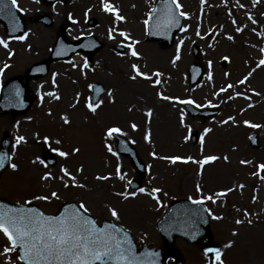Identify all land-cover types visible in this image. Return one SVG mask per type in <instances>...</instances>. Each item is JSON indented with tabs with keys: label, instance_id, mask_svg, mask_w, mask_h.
<instances>
[{
	"label": "rangeland",
	"instance_id": "obj_1",
	"mask_svg": "<svg viewBox=\"0 0 264 264\" xmlns=\"http://www.w3.org/2000/svg\"><path fill=\"white\" fill-rule=\"evenodd\" d=\"M155 2L108 0L124 17L116 21L112 13L103 11L101 0L56 4L16 0L26 20L27 36L22 41L9 37L0 24V38L8 42L7 49L0 46V68L4 69L0 73V90L6 80L21 76L29 84L27 97L32 104L26 112L0 113V140L3 132L13 136L11 165H17L2 174L0 196L15 203H36L47 213H56L64 202L78 201L98 222L113 220L128 230L139 245L154 247L162 246L157 222L172 200L212 196L215 202L204 199L203 203L209 212L214 241L222 246L224 264H264V179L260 175L263 169H258L264 164V102L256 98L264 89V65L257 67L264 58L260 51L264 48V0H204L203 4L201 0H177L180 11L187 15L183 31L177 32L169 47L146 40L145 21ZM40 15H49L53 24L29 20ZM249 15L256 23L248 19ZM91 18L96 19L95 26L88 24ZM61 27L72 41L93 34L105 45L92 56V65L81 52L69 61L50 62L45 77L28 79V68L50 57ZM238 27L240 32L236 31ZM133 41L138 53L135 57L127 47ZM247 41L251 43L248 46ZM120 44L125 46L122 52L116 50ZM177 44L180 58L173 63ZM194 45L200 51L197 60ZM157 49L168 51L164 59L153 58ZM192 62H200L205 69L203 79L194 87H190L188 77ZM4 64L9 67L4 68ZM134 64L151 79L136 76ZM157 72L159 84L155 83ZM245 76L248 79L238 83ZM93 82L105 88L94 104L98 105L95 112L87 107ZM221 88L225 91L221 92ZM141 90L155 101L146 102ZM165 96L169 99L162 98ZM183 100H192L200 108L219 107L220 112L208 119L191 117L187 104L180 103ZM169 107L174 119L166 122L161 112ZM245 121L260 127H250ZM109 128H119L118 134L135 147L145 165L142 175L127 156L117 151L114 138L107 135ZM252 132L258 133L256 148L250 144ZM194 133L199 134L195 143ZM17 136H23L24 141L16 144ZM53 149L68 155L61 157ZM46 151L55 159L53 164L47 163ZM208 156L217 159L201 168L197 162ZM165 157L191 160L173 163ZM117 166L124 179L116 175ZM62 167L75 177V184L70 177L61 179ZM45 173L52 178L42 179ZM99 176L108 179H97ZM133 179L140 180L139 188H144L145 193L129 188ZM153 188L160 189L155 198L149 195ZM134 191L135 196L128 195ZM52 192L57 196L52 197ZM220 192L225 195L217 196ZM40 196L48 199H37ZM110 209L117 211L118 218L111 216ZM237 220L241 223L237 224ZM7 245L0 234V264H23L17 259L18 252L2 254ZM176 246L184 264H215V258L203 255L198 244H188L179 237Z\"/></svg>",
	"mask_w": 264,
	"mask_h": 264
},
{
	"label": "snow or ice",
	"instance_id": "obj_2",
	"mask_svg": "<svg viewBox=\"0 0 264 264\" xmlns=\"http://www.w3.org/2000/svg\"><path fill=\"white\" fill-rule=\"evenodd\" d=\"M171 3L175 5L176 9L181 7L177 0H171ZM201 3L203 4L204 0H201ZM11 4L15 6L16 0H11ZM101 4L103 11L112 13L115 16L116 21L124 20V17L119 15L118 10L108 3V0H101ZM240 7H243V5H240ZM7 8L8 4L6 0H0V14L5 13ZM7 14L12 15L10 10ZM186 15L187 14L184 12H179L177 15V13L173 11L171 7H168L164 16L163 24L159 26L163 28L175 26L179 23V17ZM248 19L251 20L252 23H256V21L253 20L250 15ZM145 23H147V21H145ZM181 30L183 31V29ZM236 31L240 32L241 29L238 27ZM197 34L199 35V33ZM119 35L125 39H129L127 34L124 32H120ZM26 36L27 33H24V35L13 38L22 41L26 38ZM108 36L109 39L113 38L112 30H109ZM228 38L232 39V37ZM135 43L136 42L133 41L127 46L131 50V55L133 57L138 56V53L133 48V44ZM0 46H3L5 49H7L8 42L0 38ZM260 51L264 53V48H262ZM179 52L180 45L177 44V54L173 60V63H175V60L180 58ZM8 55L11 56L12 52L9 51ZM224 59L227 60L228 58L224 57ZM261 65H264V58L260 59L257 67ZM84 66L87 67V63H85ZM7 67H9V65L4 64V68ZM132 68L136 72V76H144L146 79H151V77H148L144 73L140 72L137 65H132ZM3 70V68H0V73H2ZM154 75L157 77L155 83L159 84L160 81L158 77L160 76V73L157 72ZM250 75L251 73L248 74V76ZM248 76H245L242 80L238 81V83L243 84L248 79ZM135 78L136 77H133V79ZM228 87L231 88L232 85H228ZM220 91L223 92L225 89L221 88ZM49 95L53 94L49 93ZM162 98L165 100L169 99V97L166 96ZM180 103L192 104L193 101L183 100L180 101ZM87 107L90 111L95 112L98 105L89 103ZM150 114L151 113L149 112V115ZM229 119L233 118L229 117ZM224 122L226 123L227 121ZM65 123H68L67 118H65ZM245 124H249V122L245 121ZM249 126L253 128L260 127L256 124H249ZM132 128L135 129L136 125L133 124ZM120 131L121 130L119 128H109L107 130V135L112 136L115 133H120ZM207 131H209V129H205V132ZM24 139L25 138L23 136H17L16 144H20L24 141ZM148 139L149 136L146 135L145 140ZM57 143H59V141H57ZM201 143H203V137H201ZM53 150L58 151L57 149ZM74 151H78V149H74ZM108 151H112L111 147L108 148ZM58 154L61 157H66L68 155V153L63 151H58ZM165 159L175 163L178 160L188 162V160H191V157H165ZM216 159L217 157L215 156H208L197 163H199L202 168L203 165ZM3 162L4 155L0 154V167L4 166ZM40 163L44 164V161L40 160ZM241 163L247 162L241 161ZM11 167L16 169L17 165L12 164ZM258 169H264V164L258 165ZM80 170L81 169H78V171ZM60 171L63 173V177H61V179L64 177H70L73 184H75V177L72 176L66 168L62 167ZM116 175L120 179H124V176L120 173L119 166H117ZM50 178H52L50 173H45V175L42 177V179ZM97 179L105 180L108 179V177L99 176ZM67 186L68 184L65 183V187ZM76 186L83 187V185ZM197 190H199V186L197 187ZM138 191L140 193H145L144 188H139ZM229 191L231 190L229 189ZM158 192H160L159 188H153L149 195H152L153 198H155V193ZM118 195L125 196L124 193H119ZM128 195L135 196L136 192L134 191ZM216 195L223 196L225 193L220 192ZM51 196L56 197L57 193L52 192ZM37 199L46 200L48 197L40 196L37 197ZM204 199L215 202L212 196H207L203 199L195 200L193 203L203 204ZM81 209L84 213L88 211L85 205L81 203L79 208L73 205L71 208H65V210L58 216H47L34 208L13 209L0 206V234H2L3 237L8 241V245L3 248L2 254L8 255L12 252H18L17 259L22 261L23 264H97V262L98 264H154L152 260L140 259L135 255L127 233H124L122 236H118L117 233H120L122 230L115 224H105L102 228L98 227L92 219L81 213ZM110 212L112 217L118 218V213L115 209H110ZM214 219H221V217H214ZM236 223L239 224L241 221L237 220ZM233 234L235 235V233ZM230 244L231 242L228 245H225V247H229ZM208 253L215 254V264H224L222 253L219 249L208 248L205 250V254ZM146 255L155 256L156 254L151 253ZM8 264H11V261H8Z\"/></svg>",
	"mask_w": 264,
	"mask_h": 264
},
{
	"label": "water",
	"instance_id": "obj_3",
	"mask_svg": "<svg viewBox=\"0 0 264 264\" xmlns=\"http://www.w3.org/2000/svg\"><path fill=\"white\" fill-rule=\"evenodd\" d=\"M47 2L54 3L58 0H46ZM62 2H66L68 0H61ZM8 4V8L5 10V13L0 14V21L5 24V28L10 35H20L24 32L25 24L24 20L20 15V12L17 8L11 4L9 0H6ZM171 7L173 11L179 14L175 5L171 3V0H159L157 6L155 7V11L152 13L150 17V40H160L165 45L169 46L172 44L174 35L178 29H180L182 25V17H179V23L172 27L163 28L159 25L163 24L164 16L167 11V8ZM12 13V15H8V11ZM34 21H43L47 25H50L52 22L48 19V17L43 18H34ZM93 40V37L87 38L83 43H73L69 42L66 39L64 30H61L58 33V40L56 47L53 51L52 58L56 59H65L70 58L74 52H78L79 50H85L90 54H93L100 45L95 43H90ZM49 69L48 62L36 63L32 66V68L28 71L29 78H36L38 76H43L47 73ZM202 75V70L199 65L192 66V80L191 84H195L198 82ZM94 98L93 101H97L101 94L104 92V88L100 83H95L93 85ZM18 92V95H17ZM28 93V85L22 82V79L14 78L10 80L4 87L2 93V99L0 100V110L2 112L13 111L20 112L26 111L31 101L26 98ZM192 113H197L192 110ZM212 113V112H211ZM118 138V149L120 152L128 154L138 170L140 172L144 171V166L140 162L136 151L130 147L126 140L123 138ZM11 136L8 133H5L2 139L0 154L4 155V166L0 167V175L1 173L9 166V148L11 145ZM251 142L253 146L258 145L257 135L251 136ZM50 161L52 158L47 154ZM134 186H138V182L133 183ZM73 205L77 207L76 203H68L65 204L62 208L61 213L65 210V208H71ZM0 206L4 208H34L37 211H40L34 205H14L10 204L2 199H0ZM78 208V207H77ZM81 211V210H80ZM60 213V214H61ZM81 213L88 218L92 219L89 215L85 214L81 211ZM59 214V215H60ZM94 222L95 220L92 219ZM96 223V222H95ZM105 224H114L112 222L104 221ZM99 227V226H98ZM122 231L117 233L118 236H122L124 233H127L129 240L132 244V250L137 257L140 259H148L152 260L154 264H169L168 260L171 256H176L179 254L175 241L178 236L184 237L189 243H201V250L205 253V250L208 248H216L221 249L220 246L214 243L212 232L210 229L209 217L206 211V208L202 204H195L190 201L182 200L174 202L169 208L168 212L164 215L163 219L159 221L158 228L163 238L165 250L162 252L161 249H153L147 246H143L141 250L137 249V245L133 240V237L130 233L123 230V228L117 226ZM208 238V241L204 242V239ZM155 253V256L146 255ZM210 256H215L214 253H208ZM98 264V262H97ZM173 264H183L182 260H178Z\"/></svg>",
	"mask_w": 264,
	"mask_h": 264
},
{
	"label": "bare ground",
	"instance_id": "obj_4",
	"mask_svg": "<svg viewBox=\"0 0 264 264\" xmlns=\"http://www.w3.org/2000/svg\"><path fill=\"white\" fill-rule=\"evenodd\" d=\"M245 24H246V23H245ZM245 44L248 46V45H250L251 43L247 41V42H245ZM167 52H168V51H166V50H164V49H157V50L154 51V53H153V58H154V59H160V60H162V59L165 58ZM143 88H146V87L143 85ZM142 94L146 97L145 99L142 97L146 102H148V101H149V102H153V101H155V100H153L152 95H151V94L148 95L144 90H141V91H140V95H142ZM256 98H257L259 101L264 102V89H262L260 95H258ZM262 110H263V109H262ZM161 114H162V117L166 120V122H167V121L170 122L172 119H174V112H173V110L171 109V107H169V108L165 109L164 111H162ZM250 229H251V228H250Z\"/></svg>",
	"mask_w": 264,
	"mask_h": 264
}]
</instances>
